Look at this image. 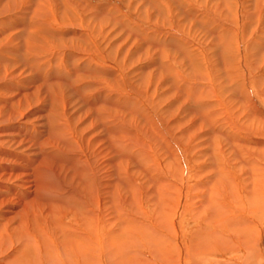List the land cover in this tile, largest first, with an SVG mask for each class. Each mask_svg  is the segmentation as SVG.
<instances>
[{"label": "rangeland", "instance_id": "374dc122", "mask_svg": "<svg viewBox=\"0 0 264 264\" xmlns=\"http://www.w3.org/2000/svg\"><path fill=\"white\" fill-rule=\"evenodd\" d=\"M136 100L147 113L137 106L135 116L145 118L132 116ZM110 119L124 128L152 120L156 132L143 129L136 138L142 144L145 135L165 136L158 155L144 147L126 162V153L109 146L103 122ZM56 123L60 152L50 163L44 142L51 144ZM70 154L86 163L77 172L93 180L90 191L79 177L71 182L73 168L59 171L60 164L69 169ZM38 160L54 167L50 177L38 175L51 183L49 196L40 195L34 177ZM139 165H152L159 185L171 184L162 209ZM259 173L263 178L264 0H0V264L26 261L32 240L44 237L60 254L63 243L84 251L88 244L99 263L118 264L120 244L128 251L137 244L140 253L137 240L147 246L146 234L172 243L168 264H179L177 257L180 264H264ZM160 214L170 230L158 224Z\"/></svg>", "mask_w": 264, "mask_h": 264}, {"label": "bare ground", "instance_id": "6f19581e", "mask_svg": "<svg viewBox=\"0 0 264 264\" xmlns=\"http://www.w3.org/2000/svg\"><path fill=\"white\" fill-rule=\"evenodd\" d=\"M39 1V0H38ZM170 1V0H169ZM36 10V9H35ZM228 33V32H227ZM57 36V35H56ZM62 45V44H61ZM79 46V45H78ZM93 47V46H92ZM94 48V47H93ZM40 49V48H39ZM39 49H38V51L37 52H39ZM34 53V52H33ZM44 53V52H43ZM39 56V55H38ZM58 56V55H57ZM62 56V55H61ZM61 56H60V58H61ZM82 57V56H81ZM84 57V56H83ZM52 59V58H51ZM83 59V58H82ZM38 60V59H37ZM92 60V59H91ZM94 60V59H93ZM62 61V60H61ZM84 61V60H83ZM95 61V60H94ZM89 62V61H88ZM87 62V63H88ZM91 64V63H90ZM90 64H89V66H90ZM241 64V61H240V63H239V65ZM242 65V64H241ZM4 68V67H3ZM61 70V69H60ZM59 72V71H58ZM111 72V71H110ZM175 73V72H174ZM51 75V74H50ZM93 76V75H92ZM46 79V78H45ZM119 79H120V77H119ZM44 81V80H43ZM68 81V80H67ZM65 82V81H64ZM31 85V84H30ZM242 91V90H241ZM248 91V90H247ZM80 92V91H79ZM244 91H242L241 93H243ZM247 93V92H246ZM53 94V93H52ZM138 98V97H137ZM154 99V98H153ZM157 101V100H156ZM68 103V102H67ZM133 103V102H132ZM133 105H134V108H133V110L131 109V111H134L135 113H134V115H132V116H134V117H144L145 118V116H135V114H138L137 113V111H136V109H138V112H140V111H142V114L144 115L145 113H147V112H145V109L144 108H142L141 107V104H140V102L138 101V100H136V101H134V103H133ZM138 106V108H136ZM11 107V106H10ZM102 116V115H101ZM150 116V115H149ZM208 116V115H207ZM9 117V116H8ZM149 118V117H148ZM159 118V117H158ZM7 119H9V118H7ZM50 119V118H49ZM48 119V120H49ZM12 120V119H11ZM51 120V119H50ZM146 121L144 122V124H142V126H140V125H138V124H133V125H131L132 124V121H130V126H132V127H130V128H124V127H122V125L123 124H118L117 123V126H116V123H115V120H113V121H111V119L109 120V121H111V123L110 122H106L105 120V122H103V124H105V126H104V128H105V130L106 129H108V133H109V136L112 138L111 139V141L109 140V146H110V148H112V146H113V148H116L117 149V151H119V152H124V154L126 153V155H125V161L127 162H129V161H131V156L133 155H138L139 153H141V152H143V151H139L141 148H144V147H146V148H148V150L150 151V153L153 155L154 154V156H157L158 155V153L156 152V150H158L159 148V146H162L163 147V143H159V140L160 141H164V137L165 136H162V137H160V136H155L154 134H149V135H145L144 137H142L141 139H142V144L141 143H137L138 142V139L136 138V135L137 136H140V134L139 133H145L144 132V130L146 129V132L147 133H149L150 132V130L151 129H153V131L151 132V133H155L156 132V129H154V127H152V126H154V124H152V125H150L151 124V122H152V120H148V119H145ZM7 121V120H6ZM9 122H10V120H8ZM15 121V120H14ZM16 122V121H15ZM3 123V122H2ZM12 123V122H11ZM47 123V122H46ZM109 125V126H107V124ZM128 123V122H127ZM59 123H56V124H53V126L51 127V131H49V132H52V138H46V141H49L50 142V140L49 139H51L52 140V142H51V144L50 143H46V142H44L45 143V148H46V146H48L49 147V149H51L50 151H47V150H49V149H47V150H45L46 152L44 153L45 154V156H48L49 157V159H47L48 160V162H52L53 160H52V158H55L54 157V155H55V152L57 153L58 151L60 152V150H58V144H59V142H57L58 141V134H57V130H59L60 129V126L58 125ZM245 124V123H244ZM8 125H9V123H8ZM150 127H149V126ZM24 126V125H23ZM90 126V125H89ZM133 126H134V128H135V131H133L132 129H133ZM144 126V127H143ZM12 128V127H11ZM260 128V127H259ZM144 129V130H143ZM19 130V129H18ZM25 130V129H24ZM65 130V129H64ZM141 130H143V131H141ZM35 131V130H34ZM41 131V130H40ZM126 131V134H127V141H134V142H127L126 140L124 141V142H121L120 143V139L121 138H123V133ZM20 132V131H19ZM69 133V131L66 129L65 131H64V133H63V138H66V139H71V136L68 134ZM111 133V134H110ZM131 133H134L133 135H130ZM221 133V132H220ZM17 134V133H16ZM25 134V133H24ZM242 134V133H241ZM11 135V134H10ZM53 135H55V137H53ZM222 135V134H221ZM50 136V135H49ZM129 136H133V138L134 139H136V140H132L131 138L132 137H129ZM223 136H224V134H223ZM93 137V136H92ZM109 137V138H110ZM239 138H240V136H238ZM241 137L243 138V136L241 135ZM237 138V137H236ZM92 140H93V138H91ZM106 139V138H105ZM131 139V140H130ZM151 139V140H150ZM227 139H230L229 137L227 138ZM45 140V139H44ZM236 140V139H235ZM240 140H241V138H240ZM243 140H244V138H243ZM27 141V140H26ZM36 141H37V139H36ZM229 141H231V140H229ZM237 141V140H236ZM242 141V140H241ZM25 142V141H24ZM146 142H148V143H146ZM133 143V144H132ZM137 143V144H136ZM150 143H152L153 144V146L152 147H149L150 146ZM228 143V142H227ZM230 143V142H229ZM243 143V142H242ZM24 144H26V143H24ZM33 144V143H32ZM40 144V143H39ZM91 144L92 145H94L95 143H92V141H91ZM135 144V145H134ZM159 144V145H158ZM240 144V143H239ZM30 145V144H29ZM41 145V144H40ZM106 146H108V145H106ZM99 147V146H98ZM166 147V146H165ZM168 147V146H167ZM243 147H244V145H243ZM68 149V147H66V150ZM70 149V150H69ZM69 152L68 153H71L72 151V149L69 147ZM239 150H237L238 151V153H240L241 152V149H243V148H241L240 146H239V148H238ZM54 150H55V152H54ZM65 150V151H66ZM113 150V149H112ZM112 150L110 151V152H112ZM168 150V149H167ZM44 151V150H43ZM48 152V153H47ZM121 152V153H122ZM145 152V151H144ZM54 153V154H53ZM66 154H67V152H65ZM64 153V154H65ZM114 153H116V152H114ZM118 153V152H117ZM176 153V152H175ZM48 154V155H47ZM66 154H65V156H66ZM119 154V153H118ZM117 154V155H118ZM171 155H170V157L172 156V154H173V152L172 153H170ZM36 155V154H35ZM71 155H73V156H71ZM145 155H147V154H145ZM44 156V155H43ZM71 156V157H70ZM151 156V155H150ZM174 156V155H173ZM172 156V157H173ZM176 156H178V154L176 155ZM171 157V158H172ZM81 158V157H80ZM177 158L178 157H173V159H172V162L174 163V165L176 164V163H178V161L179 160H177ZM42 159H43V157H42ZM69 159V160H68ZM122 159V158H121ZM134 159V158H133ZM146 159V158H145ZM179 159V158H178ZM47 160H44V161H42V163L40 164V160H38L37 161V163H39L40 165H38L37 167H36V173L34 174V177H36V180L38 181V183L36 182V184H38L39 186H40V188H42L43 189V191L40 193V195H45L46 194V196L48 195H51V193H52V185H50L51 183H49V181H48V184H45V183H42V182H40V180H38V175L39 176H46V177H50L51 176V174H52V169L54 168L53 167V165L51 166L48 162H47ZM66 160H68V166H69V169H67L68 167H67V165H66V169H65V167H63V165L62 164H60L59 163V161H58V165H59V171H65V172H68L69 170H71V168H73V174H72V179H71V182H73V180L75 179L74 177H79V182L80 183H82L85 187H86V190H87V188L89 187V184H91L92 182H93V180L91 179L90 180V182H88L87 181V179L88 178H86V176H82V175H79V172H77V170H79V166H83V165H86V163L85 162H82L80 159H78L77 158V155L76 154H70V155H68L67 156V159ZM66 160H64V162L66 161ZM142 160V159H141ZM54 161H55V159H54ZM159 162V161H158ZM168 162V161H167ZM171 162V161H170ZM31 163H33V162H31ZM56 163V162H55ZM72 163V164H71ZM144 163L146 164L147 163V161H144ZM180 163V162H179ZM23 165V164H22ZM141 165H142V163H141ZM55 166V165H54ZM65 166V165H64ZM140 166V165H139ZM176 166V165H175ZM181 166V165H180ZM20 167V166H19ZM26 167V166H25ZM53 167V168H52ZM150 167H152V165L151 166H149V167H147V166H144V167H142V166H140V168H142V169H144L143 170V172H147V174H144L143 172H142V170L139 168V171L140 172H142V175H145L150 181H152L150 184H152V186L151 187H153V190H152V192L150 193V195L152 196V195H155L156 196V198H157V206L159 207V208H161V207H164L165 206V204L166 203H164V200H165V196L167 197V193H171L169 190V186H171V184L170 183H168V182H166L165 181V183L164 182H162V186L161 185H159V180H157V178L159 179V175H157L154 171H152L153 169L152 168H150ZM23 168V167H22ZM35 168V167H34ZM65 169V170H64ZM155 170V169H154ZM181 170H182V168H181ZM27 171V170H26ZM80 171V170H79ZM82 171L84 172L85 170L84 169H82ZM81 171V172H82ZM24 172V171H23ZM127 172V171H126ZM154 172V173H153ZM169 172V171H168ZM125 173V172H124ZM26 174H28V173H26ZM127 174V173H126ZM129 174V173H128ZM119 175V174H118ZM125 175V174H124ZM260 175H262V174H260L259 173V178H260ZM30 176V175H29ZM32 176H33V174H32ZM67 176H68V173H67ZM128 176V175H127ZM263 176V175H262ZM33 177V178H34ZM160 177H162L161 175H160ZM1 178V177H0ZM32 178V177H31ZM69 178H71V176L69 177ZM29 179H30V177H29ZM35 179V178H34ZM122 179V178H121ZM163 179V178H162ZM51 180V179H50ZM123 180V179H122ZM138 180V179H137ZM147 180V179H146ZM54 181H56V180H54ZM60 181L61 180H59V183L58 184H60ZM70 181V179L68 180V179H65V181L64 182H62L63 184L62 185H65L66 183H68ZM74 181H76V180H74ZM130 181V180H129ZM157 181L159 182V183H157ZM32 182V181H31ZM57 182V181H56ZM127 182V181H126ZM124 183L123 184V186L125 185V186H128L127 188L131 191V188H132V186L130 185V184H128V183ZM215 182H218V184L216 183V185L217 186H219L220 187V189H224L223 187H224V181H222V180H218V181H215ZM260 183H262V184H264V177L263 178H260V181H259ZM79 183V184H80ZM131 183H132V181H131ZM212 183V182H211ZM56 184V183H55ZM54 184V185H55ZM61 185V186H62ZM75 185V184H74ZM154 185H155V187H154ZM159 185V186H158ZM167 186V187H166ZM57 187V186H56ZM147 187V186H146ZM150 187V188H151ZM164 187V188H163ZM222 187V188H221ZM226 187V186H225ZM54 188V187H53ZM121 188V187H120ZM126 188V189H127ZM262 188V187H261ZM95 189H96V187H95ZM119 189V188H118ZM127 189V190H128ZM169 189V190H168ZM180 189V188H179ZM226 189V188H225ZM263 189V188H262ZM117 190V189H116ZM259 190V189H258ZM46 191V192H45ZM54 191V190H53ZM88 191H90V188H88ZM132 191H133V188H132ZM220 191V190H219ZM225 191V190H224ZM260 191V190H259ZM258 191V194H260V192ZM44 192V193H43ZM121 192V191H120ZM128 192V191H127ZM218 192V191H217ZM50 193V194H49ZM83 193V192H82ZM124 193V192H123ZM122 193V194H123ZM179 193H180V190H179ZM222 193V192H221ZM63 194V193H62ZM132 194V193H131ZM135 194V193H134ZM139 194V193H138ZM172 194V193H171ZM219 194V193H218ZM40 195H38L37 197L38 198H40L41 199V201H42V205L43 206H48V202L47 201H49V200H47L46 198H43V197H40ZM53 195V194H52ZM120 195V194H119ZM126 195V194H125ZM136 195H137V193H136ZM131 196V195H130ZM180 196V195H179ZM249 196V195H248ZM253 199H256L257 198V200L260 202V199H262L261 197H260V195L259 196H257V194L254 192V193H252L251 195H250ZM123 197V196H122ZM124 197H127V196H124ZM132 197H134V196H132ZM217 197V196H216ZM61 198V197H60ZM147 198V197H146ZM119 199V198H118ZM47 200V201H46ZM124 200V199H123ZM146 200V199H145ZM206 200V199H205ZM251 200V199H250ZM249 200V201H250ZM168 201V200H167ZM177 201V200H176ZM130 202V200H127V202L126 203H129ZM168 203V202H167ZM206 203V202H205ZM261 203V202H260ZM141 204V203H140ZM41 205V206H42ZM156 206V207H157ZM222 206V205H221ZM238 207V206H237ZM52 208V207H51ZM242 208H243V206H242ZM251 208V207H250ZM256 208V207H255ZM162 209V208H161ZM230 209V208H229ZM259 209V208H258ZM212 210V209H211ZM256 210V209H255ZM47 211V210H46ZM51 211H52V209H51ZM228 211V210H227ZM141 212V211H140ZM234 212V211H233ZM238 212V211H237ZM49 213V212H48ZM78 213V212H77ZM224 213V212H223ZM257 213H258V211H257ZM162 214V213H161ZM159 215L161 218L158 220V224L162 227V228H164V230H165V228L167 227V228H169L168 227V224H167V221L166 220H164L163 219V216L162 215ZM225 215H227V214H225ZM53 217V216H52ZM167 218V217H166ZM211 220V219H210ZM209 220V221H210ZM137 221H130V223H132V224H137V225H140L141 226V224L140 223H136ZM150 222V221H149ZM148 223V222H147ZM211 224V223H210ZM257 225V224H256ZM88 226H90V224L88 225ZM87 226V227H88ZM144 226V225H143ZM143 226H141L142 228H143ZM212 226V225H211ZM86 227V228H87ZM148 227V226H147ZM147 227L145 228V229H147ZM241 227V226H240ZM166 228V229H167ZM171 229H172V227H171ZM263 229H264V227H263ZM169 230H170V228H169ZM173 230V229H172ZM171 230V231H172ZM96 231V230H95ZM37 236V235H36ZM248 236V235H247ZM39 237V236H38ZM48 237V236H47ZM136 237H140V235H136ZM136 237H134V239L136 240ZM142 237L143 238H145L146 239V241H147V246L144 244V242H143V240L142 239H138L137 240V242H138V244L141 246V248H142V250L141 251H143V254H145L144 252H146L147 250L149 251V253H150V257H151V259H153V260H151V259H146V257L142 254V252L140 251V253H136V249H137V244L135 245V247H134V250H131V251H128L126 248H125V246L123 245V244H120V247H121V249H122V252L125 254V257H121V259L123 260V262H121V263H118V264H154L155 262H156V260L158 261V262H160L159 264H168V263H166L167 261H169L170 259H172L171 257H170V255L172 254L171 252H173V249H172V243H170V241H168V239H166L165 238V236H163V235H150V234H146V235H142ZM205 237V236H204ZM249 237V236H248ZM45 238V237H44ZM44 238H42V239H33L32 241H34L35 240V242L34 243H32V244H34L33 246V248H34V250L33 251H31L32 249H30L31 247H29V245L28 246H26L27 248H29L30 250H28V253H29V255L32 253V255L31 256H29L28 257V259L25 261V259H24V257H22L23 258V261L21 260V256H19V258H20V260H18V262H17V264H92L91 262H90V260L92 259V260H95V261H97L98 263L97 264H101V263H99V258H98V256L97 257H95L94 256V254H93V252H92V254L90 255V254H87V252H88V250L90 249L89 248V246H88V244H85V245H87L86 246V250L84 251V250H82L81 248L80 249H77V250H75V249H70L69 248V246H68V244L69 243H63V244H61L62 246H60V250H61V254L59 253V251H58V245L57 244H55L54 246H53V242H52V240L50 241V240H48V242L50 243V245H48V242L46 241V238L44 239ZM27 239V238H26ZM91 239V238H90ZM127 240H128V238H126ZM199 240V239H198ZM205 240V239H204ZM90 241V240H89ZM248 241H250L249 239H248ZM3 242V241H2ZM208 242V241H207ZM253 242V241H252ZM246 243V242H245ZM52 244V245H51ZM90 244V243H89ZM178 244V243H177ZM209 244V243H208ZM246 244H248V243H246ZM4 245V244H3ZM21 245H23V247H24V245H26L25 243H22ZM64 245H66V246H68V247H66V246H64ZM250 245V244H249ZM196 246V245H195ZM150 247V248H149ZM83 248V247H82ZM143 248H145L146 250H143ZM199 248V247H198ZM205 248H206V244H205ZM210 247H208L207 249H209ZM176 249L177 250H179V247H176ZM183 249V248H182ZM193 249V248H192ZM23 251H24V248L22 249ZM26 250V249H25ZM48 250V251H47ZM68 250H70V252L68 251ZM202 250H204V249H202ZM20 252V251H19ZM50 252V253H49ZM203 252V251H202ZM23 253V252H22ZM48 253H49V255H48ZM83 253H86V255H83ZM203 253H205V252H203ZM19 254V253H18ZM20 255V254H19ZM22 255V254H21ZM25 255V254H24ZM28 255V254H27ZM180 255V254H179ZM178 255V256H179ZM18 256V255H17ZM15 258V257H14ZM18 258V259H19ZM100 260H101V258H100ZM177 262H179V264H180V258L178 259V257H177ZM14 261V260H13ZM12 261V262H13ZM16 261V260H15ZM101 262V261H100ZM171 262V261H170ZM9 263L10 264H12L10 261H9ZM15 263V262H14ZM117 264V263H116Z\"/></svg>", "mask_w": 264, "mask_h": 264}]
</instances>
